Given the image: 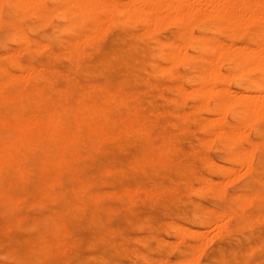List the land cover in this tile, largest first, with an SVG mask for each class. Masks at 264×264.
Wrapping results in <instances>:
<instances>
[{
    "label": "rangeland",
    "instance_id": "rangeland-1",
    "mask_svg": "<svg viewBox=\"0 0 264 264\" xmlns=\"http://www.w3.org/2000/svg\"><path fill=\"white\" fill-rule=\"evenodd\" d=\"M2 1L0 3V80H5V89L10 91L13 95L17 97L20 95L23 96L25 103L24 108L22 109L23 114L38 112L46 103H51L53 105L59 103L76 104L77 102L75 100L78 93L85 89L90 90V93H88L90 98L95 101L103 102L105 96H107L103 88H107L111 90L112 93L124 96L128 103L132 105V111H136L139 118H146L149 120L152 123V132L154 134H163L174 144L169 149L164 150L159 157H156V162L149 163L143 161L137 157L138 146L147 150L150 148L147 141H145L146 139H144V132L137 131L124 140L125 143H127V146L121 147L116 144H109L105 147V150L93 154L95 163H93L92 166V181L95 182L99 189L109 192L118 189L121 186L130 185L134 188L136 187L137 191L135 192L131 203L128 202L125 197L108 195L106 196L102 208H96V205L91 204L94 212H91L89 215H84L79 222V231L77 232L76 244L80 243V240L82 241V244L79 247L82 248L83 256L82 258L70 256L73 260L71 258L70 260L69 257H62V263L179 264L178 262L181 259H188L187 257L191 255L193 256V258L191 257L192 261H190L191 259L187 260L184 264H264V215H261L262 213L264 214V144H262L264 141V115L259 116V119L256 117V120L254 121L251 119L250 123L248 120L240 119L236 116V113L238 114L240 111L237 105H233L226 111L227 113L224 112L225 114L223 115L221 112L219 113V111L213 110L215 103H217V97L214 95L206 97V102L204 97L203 99L202 96L190 92L185 93V91H183L186 94L184 96V93L181 91L179 92L177 87L184 88V90L189 88L190 90V88L192 89L195 85L197 86V83L193 82L191 77H194L200 69L201 62L199 58H184L182 59L183 61L179 59V62H176V60L174 63H177V65L175 64L176 66L171 68L170 66L172 64H169V66L166 63L170 61L163 57V55L165 56V51L167 52V50H169V46L163 45L161 48L162 51L160 52H158L159 49H157L159 41L182 39L185 37L184 35L186 33L189 34L190 31L193 33L191 34L190 32V35L196 36H194L195 38L193 37L194 42L199 38L208 41L211 39H219L221 42L222 40L227 41L226 44L233 49H237L243 44H250L252 46V41L255 37V25L250 24L242 33L231 35L232 31H230L229 28L227 29L226 26L222 27V22L220 24L215 18H211L210 16L208 18H203L202 20V16L199 17V21L194 22L193 20L191 22L192 30L190 28V31L188 32V27L191 23L187 27V30L184 25L185 22L182 24L177 17L174 18L171 15H177L174 13L175 10L168 7L170 9L169 11L165 10L163 7L158 13L160 15L159 17L155 15L154 11L150 10L151 5L145 3V9L147 6H150L148 8L149 10L143 13V17L145 20L147 19V21H144L149 25L146 27L145 22H142L144 18L141 17V15L140 17L143 18L142 20L141 18H137L142 12L141 10L140 13L136 11L140 9H137L136 7V3L139 0H135L136 2L133 0L134 3L132 0H118V2L120 1V4L114 0L117 8L110 7L111 10H109L110 13H112L111 15L106 9L99 12L102 8L99 11L97 9L93 12L96 16V22H100L105 16V13L109 14V19L113 18L114 20L113 22H110L109 20V22H106L107 20L102 21L104 24L107 23V27L104 28L105 30L103 27L106 25L102 22H100L101 24L97 23V25H104L103 27L99 26L100 31L97 29L98 35L100 33L99 37L97 36V32H95L96 34H93V29H90L93 28L92 23H94V18L90 15L91 17L89 16V18L83 20L74 13L72 15L71 11H69L71 10V7H64V5L68 4L65 0L63 2L61 0V3H59L60 0H54L55 2L53 0H42L41 3H43V7L40 4V7H35V10H33L34 7H31V10H33L32 13L30 6L28 7V10L24 7L25 10L21 11V9H23L21 7L23 6L16 7L15 4L17 2H15V0H13L15 4L12 0H6V2L5 0ZM102 1L104 3V1L107 2L110 0ZM129 1L133 4V7H136V10H133L132 8V13L130 12V14L126 15L130 11L126 12L128 10L126 8ZM140 1L138 4L141 3ZM172 1L175 2L176 0ZM199 1L200 4L201 1L203 2L202 5L204 7L207 6L206 2L208 1L204 2L205 0H198V2ZM11 2H13L14 5ZM19 2L20 0H18V4L22 5ZM114 2L111 0V4H114ZM107 3L106 5H108L109 8L110 2ZM143 3L142 6H144ZM204 3L206 4L204 5ZM60 4L62 5L61 8ZM103 5L105 6V4ZM130 5L131 4H129V6ZM132 6H130V8ZM138 7H141V4H139ZM57 8L60 10L62 9L61 12H59ZM115 8L116 10L118 9V11L122 8L123 10L118 14L119 12L117 11V13ZM124 8L126 10H124ZM211 8L212 6H210L209 2L207 9ZM53 11L58 12L56 13L57 15L54 14ZM62 13L65 15L63 16ZM97 14L99 16H97ZM131 14L134 16L137 14L134 23L132 22L133 20H131L134 16L128 19V16ZM167 14L171 15L172 21L169 19L168 22L167 18H169V15ZM61 15L62 18L65 17V19H62L60 17ZM39 16L40 18H38ZM78 17L81 18L82 22ZM122 17L125 18V20H122ZM165 19H167L166 23L165 21H162ZM200 19L203 23H201ZM214 19L216 21L214 24H217L216 26L219 27H217V29L215 28L216 26L213 25ZM118 20L120 22H118ZM152 20L155 23L152 22ZM174 20L179 21L176 22ZM75 21H78L79 23L81 22V24L79 25V23H75ZM157 22H160L159 26L156 25ZM151 23H154L155 26L153 25V27ZM179 23H181V27ZM129 24L130 26H128ZM65 25H68V27ZM144 26L146 27V30L143 29L145 28ZM198 26L202 27V29L198 28ZM28 27L29 30H27ZM149 27H152L153 29L155 28V30L151 29V32L149 31L150 33L148 34L147 30L150 29ZM183 27H185L186 30ZM101 28L104 30V33L102 32V34ZM180 28H183V30H180ZM211 28L214 29V31ZM140 30L141 32H139ZM145 31L147 34H145ZM193 31L201 33V36ZM84 32H86V34ZM207 34L208 36H206ZM75 35L77 37H75ZM21 36L23 39L19 40V37ZM80 36L83 39H86L87 42H82L85 40H82ZM79 37L81 38L79 43L81 46L79 45L77 50L79 53H77V51L69 53L67 49L70 48L73 40L75 41V39ZM13 38L16 39L17 43ZM44 40H46L47 44H45ZM24 42L27 45H25ZM41 45L45 46L42 47ZM229 46L228 48H230ZM19 47L20 49H18ZM18 50L19 52H17ZM188 51L194 53L193 48L189 47ZM208 54L211 56L212 52ZM219 59L218 62L220 63V66L217 64V68L223 72V76L221 73L220 75L225 78V82L231 87V89H240L238 85V77L235 78L236 76L233 75L228 76V74L230 75L233 71L230 60L225 57ZM185 65L187 66L185 67ZM160 67H162V71ZM168 67H170L169 71L165 69ZM11 71L13 73L15 72V74ZM159 71H161V74ZM29 72L31 75L28 74ZM24 73H27L29 76ZM170 73L172 74L170 75ZM13 75L18 76V78ZM23 75L25 77L27 76L29 79H25ZM9 76L11 77V79H9L10 81L8 80ZM263 77V73L260 71L251 70L246 73L244 81H263ZM61 90L65 91L64 95L58 93ZM37 92L41 94H38ZM253 92L262 93L263 91L253 89L247 91L249 94ZM176 96L177 101L173 100ZM201 98L202 102L199 104L198 101L201 100ZM41 101H43V103ZM204 102L205 104L202 105ZM196 105L198 106L196 107ZM116 110L118 114L128 115V113L125 112L126 110ZM216 112L221 116H218ZM183 114H185L184 117H182ZM216 115L219 119L223 116L224 120L221 118V121H217L219 119L215 118V121L214 116L216 117ZM209 116L213 117V122L215 124L212 123V126H204L202 122L204 123L207 120H210L211 117L208 118ZM244 121L245 124L249 123L248 125L246 124L247 126L244 124L246 127H244V125L242 126L243 133L246 134H243L240 139L231 142L229 144L230 146L226 145L227 139L219 133L216 134L218 136L212 135L213 139L209 141V143L211 142L210 144L208 143L207 138H209L208 135L211 134L212 129L226 130L229 127H241V123ZM252 128H254V131ZM210 138L208 140H210ZM239 147H244L246 149H248L247 147H250V150L252 149L253 152H251L250 155V158L253 160L252 169H249L243 163H235L231 159L230 154ZM216 151L218 152L217 155ZM219 157L221 158L219 159ZM209 158H212L210 163L206 162ZM254 160H257V162ZM215 161L218 163L216 164ZM219 162L222 163V166ZM223 163L229 167L223 165ZM238 165H241L240 168ZM210 167H213V170H210ZM230 167L233 169H230ZM236 167H238L239 172L244 173L242 176L239 173L236 175L234 174L237 172ZM105 168L111 169V171L107 172L104 170ZM125 168H127L126 171L112 173L115 170ZM229 175L232 177L231 179H228L231 181H229L228 184L225 182L226 179L224 180V178ZM211 179L213 181H211ZM216 179H221V182L224 180V185L226 183L227 185L223 187L221 186L223 183H221L218 186L220 181H217ZM217 186L221 188L223 187L224 191L222 190L221 193L217 192ZM230 187L234 189H231ZM146 188L149 190L144 191ZM7 192L8 191H5V193ZM12 193L13 192H11V194ZM239 193H253L256 195L253 202L245 207V218L243 219L234 217L233 215H227L230 211L236 209L238 201H240V198L237 196ZM23 197L25 200L19 210L14 211L8 209L6 211L7 214L5 213V215L3 214L5 211L0 213V215L3 214L0 216V231L9 234L8 236H11L14 232V230L12 231L6 228L8 225H14L19 219H22L27 215L39 216L43 214L45 210L44 207L46 206L52 205L53 207H57L60 205V203L55 200V202L48 200L46 201L47 203L44 204H40L37 201L35 202V196L33 197V194L27 191L23 193ZM49 201L51 204H48ZM177 203L180 204V206ZM30 204H32L31 206L33 207L28 208ZM188 206H190L191 209H188ZM24 207L25 210L22 209ZM40 209L41 211H39ZM221 212H226L227 216H223L225 219L222 217L219 218ZM239 212L240 211H238V213ZM223 220H226V224L224 223V225L221 222ZM214 222H216V224L221 222L218 226L220 227V230L216 229V226H213L215 225L213 224ZM177 223H180V225H176ZM141 224H143V226H140ZM184 225H187L188 228ZM191 226L194 229L196 227V229H204L202 232H205L206 236H208V238L206 237L205 239L206 241L203 240L205 242L200 239L202 238V235L200 234L201 232L198 233L196 232V229L193 230L192 228L193 232H191ZM144 227H146L147 230ZM183 229L184 231H181ZM170 234L172 235L170 236ZM100 235H102V239H100ZM203 236L205 237V235ZM204 237L202 239H204ZM78 238L80 240H78ZM199 240L203 242V244L201 242L200 245H204L205 243L203 249L202 246L198 247L201 248L200 251H198L199 249L196 247L199 245ZM215 240H217L216 243ZM0 242L3 245L0 246V261H8L13 257L12 254L7 253L6 247L19 249L23 244V240L13 238L12 236L8 239L0 238ZM196 251L197 253H200L196 255ZM106 257L107 259H105Z\"/></svg>",
    "mask_w": 264,
    "mask_h": 264
},
{
    "label": "bare ground",
    "instance_id": "bare-ground-1",
    "mask_svg": "<svg viewBox=\"0 0 264 264\" xmlns=\"http://www.w3.org/2000/svg\"><path fill=\"white\" fill-rule=\"evenodd\" d=\"M1 1L2 0H0V3H1ZM63 1L64 0H62V2ZM65 1H66V3H68L70 5L66 4V5H64V7L70 6L71 10H69V11H71L72 15L74 13L75 15L81 17L83 20L85 18H89L90 15L94 18V23H92L93 28L89 27L90 29H93V34L100 29L99 26L103 27L104 25H106L105 27H103V29L107 27V23L104 24L102 21H105V20H107L106 22H109V21L113 22L114 21L113 18H110L111 20L109 19V14L110 15L112 14V13H110V10H111L110 7H112V8L116 7L114 0H113L114 4H111V0L107 1L108 3L110 2L109 8H108V5H106L107 2L104 1V3H103L102 0H65ZM116 1L118 2V0H116ZM134 1L132 0L133 3H134ZM206 1H208V2H206ZM5 2H6V0H5ZM13 2H11V3L13 4ZM15 2H17L16 3L17 5L15 4ZM15 2H14V4L16 7L23 6V7H21V8H23V9H21V11L25 10V8L28 10L29 6H30V10L32 9L31 7H34L33 10H35L36 8H38L39 4L41 6L43 4V3H41L42 0H20L19 3H21L22 5L18 4V0L17 1L15 0ZM129 2L127 4L128 6L126 5L127 6L126 9H128L126 12H128L129 10L130 11L126 15L130 14L131 11L136 10V7H137V9L140 8V9L136 10L137 12L140 13V10L142 11L141 14L138 13L139 14L138 17H137V14H135V16L132 14L128 16V19H130L132 16H134V18L133 17L131 18V20H133L132 21L133 23L136 21V17L138 19L143 17V13L145 11L149 10L148 8L150 6L149 7L147 6V8L145 9V5L149 3L151 5L150 10L154 11L155 15L159 16V17H160V15L158 13L161 10V8H163V7L165 10H169V11H170V9L175 10L174 13H176L177 15H175V14H171V15L174 18L177 17L182 22V24H184V22H185L184 25L186 26V29L188 30V28H189L188 32L190 31V28L192 30V26H191L192 23L191 22L193 20H194V22L199 21L198 20L199 17H202V16H203L201 18L202 20H203V18H208L210 16L211 18H215L218 23L221 24V22H222L223 25H221V26L222 27L226 26L227 29L229 28L230 31H232L231 35H233L235 33H242L245 30V28L250 24L255 25V28H254L255 29V37L252 41L253 42L252 46L250 44H246V45L243 44L244 46L241 45V47H238V48L236 47L237 49H233L228 44H226L227 41L222 40V42H221L219 39L218 40L211 39L210 41H208L206 39H200L199 38L196 42H194L193 37L195 35H193V36L190 35V32H191V34H193L192 31H190L189 34L186 33L184 35L185 37H183L182 39L180 38V39H172V40H168V41H159L157 44V49H159L158 52H160V51H162L161 48L163 45L169 46V50H167V52L165 51V56L163 55V57H165L166 59H168L170 61V62H166V63L168 65L172 64L171 66L169 65L171 68L173 66L177 65V63H174L176 60H177L176 62H179V59L182 60L184 58H191V57L199 58V60L201 62L200 69L198 70L197 74L194 77H191V80L193 82L197 83V86L195 85L192 89L190 88V90H189V88L187 90H184V88L177 87L179 92L185 91V93L190 92V93H193L195 95L202 96V98L203 97L205 98V99L203 98L205 100V102L207 100L206 97H209L212 95L216 96L217 97V103H215L213 110L219 111V113L221 112L222 115L225 114L224 112H226L228 109H230L233 105H237L239 107L238 109H240V111L238 112V114L236 113V116L240 119H246L250 123H251V119H253V121H254V120H256V117L258 118L259 116L264 115V77H263V81H258V80L244 81V77L246 76V73L248 71H251V70L260 71L261 73H263V76H264V0H205L204 2L207 3V6H205V7L202 5L203 2L201 1V4H200V1L198 2V0H176L175 2L172 0H142V1H140L141 3H139V4H141V7H138L139 6L138 2L136 3V7L132 6L133 4L131 3V1H129ZM209 2H210V6H212L211 9H207V7L209 6ZM59 3H61V0ZM118 3L120 4V1ZM142 3L144 6H142ZM206 3H204V5ZM7 4L9 5L8 2H7ZM103 4H105V6H107V7H105ZM129 4H131L130 5V6H132L131 8H130ZM61 7H62V5L60 4V8ZM0 8H1V6H0ZM116 8H115V10H116ZM132 8H133V10H131ZM97 9H98V11L101 9L99 12L103 11L104 9L109 11V12L107 11L109 14L105 13L106 17L104 16L103 19L101 18L102 20H100V22H102L104 25H97V23L101 24L99 21L96 22V18H95L96 16L93 13ZM126 9L124 8V10H126ZM143 9H145V10H143ZM33 10H31V13L33 12ZM57 10H59V12H61L62 9L60 10L57 8ZM122 10H123V8L121 10L119 9V11L117 9L116 12L118 11L119 13L118 12L117 13L120 14ZM64 12H65V10H64ZM53 13L56 14L58 12L53 11ZM62 14H63V16L65 15L64 13H62ZM160 14H161V12H160ZM19 15H20V13H19ZM107 15H108V17H107ZM140 15H141V17H140ZM167 15H169V14H167ZM171 15H169L168 16L169 18H167L168 22H169V19H170V21H172ZM35 16H36V14H35ZM97 16H99V15L97 14ZM44 17H45V15H44ZM60 17L62 18V15ZM123 17H122V20H125V18H123ZM173 17H172V19H173ZM38 18H40V16ZM81 18H79V20H81ZM143 18H141V20ZM50 19H51V17H50ZM54 19H55V17H54ZM62 19H65V17H63ZM167 19L162 20V21H165V23H166ZM201 19H200V21H201ZM215 19L213 20V25H215L214 24V22H216ZM97 20H99V19H97ZM144 20H145V18L142 20V22L147 21V19L145 21ZM179 20H174V21L177 22ZM182 20H184V21H182ZM78 21H75V23ZM148 21H150V20H148ZM81 22H82V20H81ZM81 22L80 23L78 22L79 25L81 24ZM91 22H93V21H91ZM118 22H120V21L118 20ZM152 22H154V21L152 20ZM168 22H167V24H168ZM146 23L147 22H145V24ZM154 23H151V25L155 26ZM159 23L160 22H157L156 25L159 26L160 25ZM201 23H203V22L201 21ZM179 24L181 27V23H179ZM189 24H190V26H189ZM65 26L68 27V25H65ZM128 26H130V24ZM145 26L147 27L149 25L146 24ZM50 27H51V25H50ZM146 27L145 28L142 27V28L146 30ZM217 27L218 26H216L215 28L217 29ZM149 28L150 29L147 30L148 34L151 32L150 31L151 29L155 30V28L154 29L152 27H149ZM183 28L185 29V27H183ZM183 28H180V30H183ZM196 28H197V26H196ZM198 28L202 29V27H199V26H198ZM103 29L101 28V34L105 30V29L104 30ZM27 30H29V27ZM212 30L214 31V29H212ZM64 32H65V30H64ZM139 32H141V30ZM84 33L86 34V32H84ZM184 33H185V31H184ZM194 33H196V32H194ZM145 34H147V32ZM196 34H199L201 36V33H196ZM174 35H176V34H174ZM97 36L100 37V33L98 35V32H97ZM206 36H208V34ZM39 37H40V35H39ZM75 37H77V36L75 35ZM80 37L75 39V41L73 40L72 45L70 46V48L67 49L69 53H74L78 50V46L80 45L79 43L81 41L80 39L82 38V37L81 38ZM99 37H97V38H99ZM222 37H223V35H222ZM42 38H44V37H42ZM88 38H90V37H88ZM206 38H208V37H206ZM210 38H212V37H210ZM22 39H23L22 36L19 37V40H22ZM13 40L16 41L15 38H13ZM46 40H47V36H46ZM46 40H44L45 44H47ZM82 40H85V41H82L84 43L87 42L86 39L82 38ZM82 42H81V44H82ZM248 42H246V43H248ZM16 43H17V41H16ZM25 45H27V44L25 43ZM25 45H23V46H25ZM227 45L230 48H228ZM44 46H42V47H44ZM63 47H65V46H63ZM189 47L194 49V53L189 52L191 50L188 51ZM82 48H83V44H82ZM18 49H20V47ZM17 52H19V50ZM210 52H212L211 56L208 54ZM10 53H11V51H10ZM77 53H79V52L77 51ZM221 57H225L226 59H229L230 62L232 63V70L233 71L230 73V75L228 74V76L233 75V76H236L235 78L238 77V79H239L238 85H239L240 89H234V88L231 89V87L225 82V78L222 77L223 76V74H222L223 72H221L222 70L217 68V64L220 66V63L218 62V60H220L219 58H221ZM221 60H223V59H221ZM18 63H19V60H18ZM225 64H226V62H225ZM186 66L187 65H185V67ZM158 67H159V65H158ZM162 67H160L161 71H162ZM170 67H168L169 69L168 68H165V69H167L169 71ZM34 70H35V68H34ZM38 70H39V67H38ZM219 70H220V72H219ZM161 71H159L160 74H161ZM33 73H35V72H33ZM220 73L222 76L220 75ZM13 74H15V72ZM21 74H23V73H21ZM28 74H30V72ZM171 74L172 73H170V75ZM10 75H11V73H10ZM25 75H27V73ZM27 76H29V75H27ZM27 76L26 77L24 76L25 79H29ZM16 77L18 78V76H16ZM9 79H11L10 76L8 77V80ZM60 79H62V78H60ZM4 81L0 80V213L5 211L3 213L5 215V213L8 209H12L14 211L19 210L21 208V205L23 204V201L25 200L23 197V193L26 191L29 193H32L33 197L35 196V202L37 201L40 204L41 203L44 204V203H47L46 201H48V200H50V201L55 200L56 202H59L60 205L57 207H53L52 205H51L52 207L45 205L46 207H44L45 210H44L43 214H41L39 216H28L27 215L24 218L19 219L14 225H8L6 228H8L12 231L14 230V232L12 233L11 236L13 238L23 240V244L19 247V249H14L12 247H6L7 253L12 254L13 257L11 260H8V261H0V264H63L62 260H61L62 257H69V259L71 258L70 256L82 258V256H83V253L81 250L82 248L79 247L82 244L81 243L82 241L78 238V240H80V243L76 244V242H77L76 239H77V235H78L77 232L79 231V222L84 217V215H86V214L89 215L91 212H94L91 204L96 205V208H102L103 203L106 199V196H108V195L125 197V199L131 203L133 201L134 194L137 191L136 187L134 188L130 185H124L118 189L111 190L109 192L106 190H103V189H99L97 187V185L95 184V182L92 181V178H93L92 166H93V163H95V160L93 159V154L99 153V151H101V150L102 151L105 150V147L108 146L109 144H116V145H119L121 147L127 146V143H125L124 140H126L128 137L132 136V134L134 132H137V131L144 132V134H145L144 139H146L145 141H147V144L150 148V149L148 148L149 150H147V149L140 147V146H138L139 148L137 147L138 148L137 157H139V159H141L143 161H147L149 163L150 162H156V160H157L156 157H159V155L161 153H163L164 150L169 149L174 144L170 139L166 138L165 135H163V134L161 135L160 133L157 135L154 134L152 132V123L149 120H147L146 118H139L137 115V112L134 110L132 111V108H131L132 105L130 103H128V101L125 99L124 96H122L121 94L112 93V91L107 89V88H103L105 93L108 96V97L105 96L103 102L95 101L92 98H90L88 96V93H90L89 92L90 90L85 89V90H81L78 93V96L76 97V100H75L77 102L76 104H73V103H69V104H63L62 103L61 104V103H59L57 105H53L51 103H46L41 108V110L38 112H31L29 114H23L22 109L24 108V105H25L23 96L20 95L17 97L15 95H13L10 91L6 90L4 87V85H5ZM235 82H237V81H235ZM182 84H184V83H182ZM174 86H175V84H174ZM251 89L257 90V91L262 90L263 92L262 93H260V92L254 93L253 92L250 94L247 93V91L251 90ZM37 93L41 94L39 92H37ZM58 93L60 95H64L65 91L61 90ZM185 93H184V96L186 95ZM48 96H49V94H48ZM191 98H192V96H191ZM202 98H201V100L198 101L199 104H201ZM173 100L177 101V96L175 98H173ZM105 101H107V102H105ZM41 102L43 103V101H41ZM205 102L202 103V105L205 104ZM214 102H216V101H214ZM198 105H196V107ZM116 109L126 110L125 112H127L128 115L118 114ZM184 115L185 114H183L182 117H184ZM186 115H187V112H186ZM218 116H221V115L218 114ZM218 116L217 115H216V117L214 116V119L217 118ZM208 118H210V120H207L204 123L202 122V124L204 126H208V125L212 126L213 125L212 124V123H214L213 117L209 116ZM221 118L224 120L223 116ZM217 119H219V118H217ZM220 119L217 121H221ZM249 119H250V121H249ZM215 121H216V119H215ZM245 121L243 123H241L242 125L240 124L241 127L240 126L239 127H229L226 130L225 129L221 130V129H216V128L212 129L211 134L208 135L209 138L210 137H212V138H210V140H208L209 138L206 137L208 143H209V141H211L213 139L212 135L218 136L216 134L219 133V134H222L225 137V139H227L226 145L230 146L229 144L231 142H234V141L240 139L243 134H246V133H243V130H242L243 129L242 126L245 124ZM196 122H197V120H196ZM217 123H220V122H217ZM246 124L248 125L249 123H246ZM245 125H244V127L247 126V125L246 126ZM253 129L254 128H252V130ZM192 137H194V136H192ZM204 138H203V140H204ZM194 139H196V138H194ZM217 142H219V141H217ZM257 142H258V140H257ZM208 143H206V144H208ZM262 144H264V141L262 142ZM213 146H214V144H213ZM250 147H247L248 149H246L244 147H239L237 150L236 149L234 151L232 150L233 152L230 154L231 159L235 163H243L249 169H252L253 168V160L250 158V155H251V152H253V151H252V149L250 150ZM215 148H216V145H215ZM253 149H255V148H253ZM218 152H219V150H218ZM218 152L216 151V155ZM207 156H208V154H207ZM220 158L221 157H219V159ZM211 160H212V158H209L206 160V162L210 163ZM255 162H257V160ZM215 163H216V161H215ZM219 163L222 166V163L221 162H219ZM223 165H225V164L223 163ZM225 166H227V165H225ZM240 166L241 165H238L239 168H240ZM227 167H229V166H227ZM238 167H236L237 170L234 169L237 172L235 171L236 173H234V172L233 173L235 175L239 173L242 176L244 173L239 172ZM212 168L210 167V170ZM231 168L232 167H230V169ZM234 168H235V166H234ZM104 170H106L107 172L111 171V169H107V168H105ZM126 170H127V168L121 169V170H115L112 173H119L120 171H126ZM204 170H206V169H204ZM231 177L232 176H230V175L226 176V178H224V180L226 179L225 182H227L229 184L230 180H228V179H231ZM89 179H91V180H89ZM216 180L218 181L219 179H216ZM224 180L221 182V179H220L219 180L220 183L218 184V186L221 183H223ZM211 181H213V180L211 179ZM183 183H184V181H183ZM227 183L225 185H227ZM236 183H235V185H236ZM201 184H203V183H201ZM225 185L223 183V185H221V186L224 187ZM218 186L216 189L217 192L221 193L222 190L224 191L223 187L221 188ZM104 188H106V187H104ZM230 188L234 189L232 187H230ZM235 188H237V187H235ZM148 190L149 189L146 188L144 191H148ZM5 191H8V192L5 193ZM11 192H13V193L11 194ZM237 196H238V198H240V201H238L236 209H233L227 215L228 216L233 215L234 217H239V218L243 219V218H245L244 217L245 207L248 204L253 202V199L256 197V195L253 193H239V194H237ZM50 201L48 204H51ZM205 203H206V201H205ZM213 203H215V202H213ZM32 204H30V206H28L29 205L28 204L27 205L28 208L33 207V206H31ZM178 205L180 206V204H178ZM181 205H182V203H181ZM158 207H160V206H158ZM189 208H190V206H188V209ZM22 209L25 210V207ZM39 211H41V209ZM238 211H240V212L238 213ZM3 214H1L0 216H2ZM33 214H34V211H33ZM225 215H226V212H221L219 218H221V217L223 218V216H225ZM261 215H264V214L262 213ZM182 216H181V218H182ZM195 216H196V214H195ZM19 218H20V216H19ZM257 218H258V216H257ZM223 219H225V218H223ZM226 219H227V217H226ZM190 220H192V219H190ZM250 220H252V219H250ZM195 221H193V222H195ZM223 221H221V222L224 225L226 220L224 222ZM216 222L213 223V224H215L213 226H216V229H219L220 227H218V226H219V223H221V222L217 223L218 225L216 224ZM176 225H180V223L179 224L177 223ZM140 226H143V224H141ZM184 226H186L188 228L187 225H184ZM197 226H198V224H197ZM141 228H143V227H141ZM144 228L147 230L146 227H144ZM191 228H192V226L190 227V229ZM192 229L195 230L194 228H192ZM192 229H191V232H193ZM196 230H197L196 232H198V233L201 232L200 234L202 235V238L204 237L203 235H205L204 239L200 238L202 241L205 240L206 237L208 238V236H206V233L202 232V230L204 231L203 228L202 229H196ZM198 230H200V231H198ZM257 230H259V229H257ZM181 231H184V229ZM234 232H233V234H234ZM203 233H205V234H203ZM237 234H238V232H237ZM8 235L9 234H6L5 232L0 231V238L8 239L9 237H11ZM171 235L172 234H170V236ZM99 237H100V239L103 238L102 235H100ZM227 237H229V236H227ZM229 238H231V237H229ZM209 239H208V242H209ZM133 240H135V239H133ZM202 241L199 240L198 241L199 245L196 246L198 244V242H197V244L195 246L197 248L199 246H202V249H203V246H205V243H204V245H200ZM205 241H203V242H205ZM216 241L217 240H215V243H216ZM222 241H223V239H222ZM231 241H232V239H231ZM203 242H202V244H203ZM226 243H227V239H226ZM1 245H2V243L0 242V246ZM85 248H86V246H85ZM140 248H141V246H140ZM198 249H199L198 251H200L201 248H198ZM216 251H217V249H216ZM147 252H149V251H147ZM198 253H200V252H198ZM198 253L196 251L195 254L197 255ZM210 253H211V251H210ZM196 255H194V256L197 257ZM107 256H108V254H107ZM9 257H11V256H9ZM191 257L193 258V256H191V255L189 257H187L188 259L179 258L181 260L178 263L184 264V263H186L187 260H190V259H191L190 261H192ZM71 259L73 260V258H71ZM105 259H107V257ZM126 259H128V258H126ZM194 259H196V258H194ZM206 259H208V258H206ZM195 262H196V260H195ZM67 263L68 262H66V264Z\"/></svg>",
    "mask_w": 264,
    "mask_h": 264
}]
</instances>
